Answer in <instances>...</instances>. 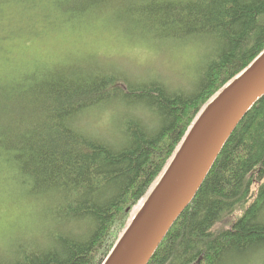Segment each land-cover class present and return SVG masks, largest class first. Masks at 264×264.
I'll return each instance as SVG.
<instances>
[{
    "label": "trees",
    "instance_id": "obj_1",
    "mask_svg": "<svg viewBox=\"0 0 264 264\" xmlns=\"http://www.w3.org/2000/svg\"><path fill=\"white\" fill-rule=\"evenodd\" d=\"M103 21L189 52L178 81L188 84L97 55L17 60L0 50L15 64L0 70V181L36 203L38 217L34 232L0 247V264H103L203 110L264 51V0H0V48ZM261 254L264 95L148 264H248Z\"/></svg>",
    "mask_w": 264,
    "mask_h": 264
},
{
    "label": "water",
    "instance_id": "obj_2",
    "mask_svg": "<svg viewBox=\"0 0 264 264\" xmlns=\"http://www.w3.org/2000/svg\"><path fill=\"white\" fill-rule=\"evenodd\" d=\"M264 95V51L203 110L103 264H148L226 142Z\"/></svg>",
    "mask_w": 264,
    "mask_h": 264
},
{
    "label": "rangeland",
    "instance_id": "obj_3",
    "mask_svg": "<svg viewBox=\"0 0 264 264\" xmlns=\"http://www.w3.org/2000/svg\"><path fill=\"white\" fill-rule=\"evenodd\" d=\"M110 21H112V17H110ZM96 26L99 27H87L78 33L70 34L49 32L40 36L46 32L36 31L33 34L25 35L12 44L1 45L0 50L4 49L8 53L10 49V56L14 50L17 60L19 53L25 55V59L44 54L45 56L51 55L56 60L69 54L71 57L77 56L74 61L78 58L97 55L105 64L110 63L126 68L141 74L140 76L163 75L174 86L179 84L186 86L188 84V81H178L181 71L189 66V58H191L189 52L188 54L183 51L170 50L163 46H153L142 41L138 36L127 37L120 29L113 28L110 22L103 21V24ZM15 47L20 48L15 49ZM64 60L67 59L64 57ZM14 66L15 64L5 60L2 52H0V70L5 71ZM36 66L40 65H33L31 68ZM5 182H8L7 179H4L3 182L0 181V247L3 250L15 238L24 233L29 234L32 229L34 232L38 218L36 203L13 194ZM36 233H40L38 227H36Z\"/></svg>",
    "mask_w": 264,
    "mask_h": 264
},
{
    "label": "clouds",
    "instance_id": "obj_4",
    "mask_svg": "<svg viewBox=\"0 0 264 264\" xmlns=\"http://www.w3.org/2000/svg\"><path fill=\"white\" fill-rule=\"evenodd\" d=\"M248 264H264V254L259 257H253L252 260L248 261Z\"/></svg>",
    "mask_w": 264,
    "mask_h": 264
}]
</instances>
